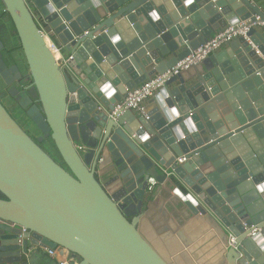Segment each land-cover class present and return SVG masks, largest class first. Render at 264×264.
I'll return each mask as SVG.
<instances>
[{"label":"water","instance_id":"95a60500","mask_svg":"<svg viewBox=\"0 0 264 264\" xmlns=\"http://www.w3.org/2000/svg\"><path fill=\"white\" fill-rule=\"evenodd\" d=\"M2 2L29 78L7 65L1 36L0 78L38 135L0 100V264H30L25 253L33 244L63 246L79 264H171L139 230L157 204L171 227L202 214L233 234L227 264H264V62L252 44L238 37L230 58L212 54L174 75L145 107L147 117L132 110L110 117L128 90L165 73L215 32L264 21L260 6ZM42 30L71 53L63 68ZM248 35L264 55V29ZM181 156L188 161L178 164ZM151 177L159 184L148 193ZM21 227L31 233L22 243Z\"/></svg>","mask_w":264,"mask_h":264},{"label":"built area","instance_id":"2783aa9c","mask_svg":"<svg viewBox=\"0 0 264 264\" xmlns=\"http://www.w3.org/2000/svg\"><path fill=\"white\" fill-rule=\"evenodd\" d=\"M210 1L216 4L220 0ZM250 1L254 3L253 0ZM252 27L264 28V21H262L259 17H257L256 21H252L249 18L246 20H240L235 24L230 23L224 28L220 29L213 36H211L208 41L200 44L197 48L193 49L184 59L180 60L176 65L168 69L165 73L154 75L152 78L147 79L135 88L128 90L127 95L124 97V99L115 104L114 110L110 113V117H113L116 113H123L128 110L139 112L141 115L147 117L144 103L148 99L154 97L166 81L170 80L174 75H177L184 70H189L191 67L203 62L206 58L217 52L224 45L229 44L238 37H244L250 44H252L253 48L256 50L257 55H259L264 62L263 53L258 49L256 45H254V43L251 41V37L248 35ZM42 34L45 38L47 46L55 55L60 68L66 66L68 61L73 57L71 55L65 56L62 53V46L51 38L49 32L42 30ZM76 148L78 150H81L83 149V146L79 144L76 145ZM187 161V156L178 157L176 160L178 164H182ZM166 173L168 176H171V174H173V172ZM158 184L159 182L155 178H149L147 184V192H152ZM21 228L22 231L19 235V240L22 243L25 239L29 240L31 238V233L26 227ZM257 230V228H254L251 235H254ZM235 243L236 237L230 233L228 237L227 248L230 246H234ZM38 249L43 250L51 258L56 259L58 264H79L80 262L79 257H75L74 253L71 250L63 246L50 248L48 246L33 244V246H30L26 251V257H31Z\"/></svg>","mask_w":264,"mask_h":264},{"label":"crops","instance_id":"0c3cea01","mask_svg":"<svg viewBox=\"0 0 264 264\" xmlns=\"http://www.w3.org/2000/svg\"><path fill=\"white\" fill-rule=\"evenodd\" d=\"M253 1L264 11V0ZM257 29L262 31L264 28L258 27ZM228 49L229 44H226L214 55L224 53L230 58L229 53H227ZM66 54L71 55L67 52ZM152 101L153 97L148 99L144 106H148ZM136 113L141 115L139 112ZM166 172H173V170L167 169ZM152 207L153 213H150V219L147 217V220H143L139 225V230L171 264H227L225 254L229 231L202 214L193 215L184 220L182 225L174 228L169 225V221L174 222L171 217L169 219L168 215L165 219L162 217L163 211L160 210L159 204L152 205ZM156 216L157 218H155ZM151 217L155 218V223L151 221ZM181 217L183 216L181 215ZM158 218L159 220H157ZM173 225L176 226L175 222Z\"/></svg>","mask_w":264,"mask_h":264},{"label":"flooded vegetation","instance_id":"af4514ba","mask_svg":"<svg viewBox=\"0 0 264 264\" xmlns=\"http://www.w3.org/2000/svg\"><path fill=\"white\" fill-rule=\"evenodd\" d=\"M6 18H8V16H6ZM5 24H13V22H9V20H7ZM14 28H15V26H14ZM0 36L4 42V45H5V47L3 49V53H4V59H5V62L7 63V65L8 66L17 65L20 67L22 74H23L22 81H24L26 78H29V74L27 72V66H26L25 60L23 58V51L21 48V44H20L18 34H17V36H14V35L10 36V38H13V43H12V46H10L8 49H6V42H5V39L3 38L4 36L1 33H0ZM17 41L19 42L20 47L16 44ZM29 82L31 83L32 80L30 79ZM0 95L6 96L8 99H11L12 102H14V107H15L16 103H15L14 99H12L9 96V94L7 92V86L4 84V82L1 78H0ZM7 109H8V107H7ZM9 112H10V110H9Z\"/></svg>","mask_w":264,"mask_h":264},{"label":"rangeland","instance_id":"374dc122","mask_svg":"<svg viewBox=\"0 0 264 264\" xmlns=\"http://www.w3.org/2000/svg\"><path fill=\"white\" fill-rule=\"evenodd\" d=\"M10 30V29H7ZM11 31H7L3 34V38L5 39L6 42V49H8L10 46H12L13 43V38H10L11 36ZM16 44L18 45L19 42L17 41ZM0 100L4 103L5 106L8 107V109L10 110V113L12 114V116L14 117V119L27 131L30 133V135H32L34 138L37 137L38 135V131L36 130V128L34 127V125L32 124V122L30 121V119L24 114V111H22L20 108L18 107H14V102H12L11 99H8L6 96H2L0 95ZM45 148L47 150H49V145H45ZM51 151V150H49ZM51 155H53L55 157V159L60 160L57 158V155L54 152H51Z\"/></svg>","mask_w":264,"mask_h":264},{"label":"trees","instance_id":"16d2710c","mask_svg":"<svg viewBox=\"0 0 264 264\" xmlns=\"http://www.w3.org/2000/svg\"><path fill=\"white\" fill-rule=\"evenodd\" d=\"M6 16H8V18H6ZM7 20H9V22H12L8 12L5 10V7H4V4H3L2 0H0V33L3 35L5 32L11 31L12 35L17 36V32H16V29L14 28V25L13 24H5ZM7 29H10V30H7ZM18 46L20 47L19 44H18ZM45 145L48 146V143L47 142H43L41 144V146L44 147V148H45ZM0 197L4 198V196H3V194L1 192H0ZM30 264H58V263H57L56 259L51 258L46 252H44L41 249H38L31 256Z\"/></svg>","mask_w":264,"mask_h":264},{"label":"clouds","instance_id":"9594fccd","mask_svg":"<svg viewBox=\"0 0 264 264\" xmlns=\"http://www.w3.org/2000/svg\"><path fill=\"white\" fill-rule=\"evenodd\" d=\"M262 187V189H264V186H261Z\"/></svg>","mask_w":264,"mask_h":264}]
</instances>
